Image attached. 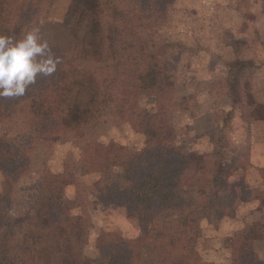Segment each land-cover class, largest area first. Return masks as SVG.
<instances>
[{
  "label": "rangeland",
  "instance_id": "1",
  "mask_svg": "<svg viewBox=\"0 0 264 264\" xmlns=\"http://www.w3.org/2000/svg\"><path fill=\"white\" fill-rule=\"evenodd\" d=\"M36 1L0 0V32L8 31L19 7L30 2L34 5ZM70 2L40 0L39 4L38 23L43 37L62 49L73 43L63 25ZM114 3L129 10L143 8L149 0H114ZM165 11L162 22L151 25L149 33L157 44L152 50L157 53L158 46L167 50L176 104L170 114L174 145L184 153L205 155L207 160L222 159L226 169L225 189L233 191L235 213L231 219L235 220L226 229L231 232L230 240L221 239V221H202L195 249L206 262L226 264L224 260L229 258L232 264L233 238L241 239L240 244L245 246L259 241L258 257L253 254L249 260H254L252 264H264V201L260 200L264 197V123L249 116L244 101L236 106L231 104L226 86L232 65L239 60L252 61L254 65L240 76L239 90L241 93L248 90L257 102L264 103V0H174ZM139 63L142 66L137 68L132 62L131 71L122 78L119 76L125 79L124 91L110 92L117 102L114 99L109 108L103 107L105 112L90 135L43 142L19 112H9L10 116L0 119V146L15 147L8 150V157L18 161L22 155L27 165L18 177L0 170V264H26V237L44 223L42 214L47 211L49 184L60 174L65 176L61 175V185L73 182L63 187L62 197L71 204L61 215L72 221L78 219L84 226L82 256L98 257L97 244L102 232L134 239L147 231V218L127 219L112 210L108 198L100 196L97 185L102 184L104 177L92 170L88 159L104 154L110 143L128 151L145 147L146 137L131 129L119 114L128 105L148 113L157 110L153 79L146 74L145 65ZM18 162L23 164L20 158ZM242 252L246 255L244 248ZM228 253L230 256H225Z\"/></svg>",
  "mask_w": 264,
  "mask_h": 264
},
{
  "label": "trees",
  "instance_id": "2",
  "mask_svg": "<svg viewBox=\"0 0 264 264\" xmlns=\"http://www.w3.org/2000/svg\"><path fill=\"white\" fill-rule=\"evenodd\" d=\"M172 1L149 0L143 8L123 10L114 0H71L63 25L72 37V46L62 49L49 43L62 60L57 71L51 77L38 78L22 97L0 98V119L19 112L40 140L52 143L91 134L105 112L103 107L109 108L114 99L117 102L110 92L124 91L125 79L119 76L131 71L132 62L137 68L142 66L140 61L145 65L156 88L155 112L138 110L134 105L119 110L124 122L146 137L145 147L128 151L110 143L106 154L88 158L92 170L104 177L102 184L97 183L100 196L108 198L112 210L127 219L147 218V231L134 239L102 232L98 257L82 256L84 226L78 219L61 215L71 204L62 197L63 187L73 182L61 185L64 174H60L49 184L44 223L26 237V264H212L200 258L195 249L200 224L233 218V191L225 189L222 159L207 160L205 155L184 153L174 145L171 115L176 104L167 50L165 46H158L157 53L152 50L157 44L149 33L151 25L162 22L161 16ZM39 4L37 0L34 5L30 2L19 7L8 31L0 35L21 38L29 28L39 26ZM253 65L252 61L239 60L230 67L227 96L234 106L244 101L249 116L264 122V103L255 102L248 90H239L240 76ZM119 69L122 71L117 73ZM243 87L246 89V83ZM0 148V170L22 175L27 169L25 157L17 158L22 164L8 157V150L15 147ZM240 243L241 239H232V264H252V246Z\"/></svg>",
  "mask_w": 264,
  "mask_h": 264
},
{
  "label": "clouds",
  "instance_id": "3",
  "mask_svg": "<svg viewBox=\"0 0 264 264\" xmlns=\"http://www.w3.org/2000/svg\"><path fill=\"white\" fill-rule=\"evenodd\" d=\"M61 62L41 26L29 28L21 38L0 35V98L24 96L38 78L51 77Z\"/></svg>",
  "mask_w": 264,
  "mask_h": 264
},
{
  "label": "crops",
  "instance_id": "4",
  "mask_svg": "<svg viewBox=\"0 0 264 264\" xmlns=\"http://www.w3.org/2000/svg\"><path fill=\"white\" fill-rule=\"evenodd\" d=\"M264 65V64H263ZM253 96V95H252ZM254 98V97H253ZM255 100V102H257L256 101V99H254ZM258 103H260V102H258ZM256 121H258V120H256ZM260 122H263V121H260ZM264 123V122H263ZM2 179V174H1V177H0V180ZM259 206V205H258ZM260 207V206H259ZM232 220H235V219H231V218H226V219H224V220H222L221 221V223H220V236H221V239H223L224 241L225 240H230V234H231V232H229V233H227L228 231L226 230V229H228L229 228V226H231L232 224H231V222H232ZM259 244H260V242L259 241H255V242H253L252 243V253L254 254V258H257L258 257V254L260 253L259 251H260V248H258V246H259ZM262 244V243H261ZM227 247L226 246H224V249H225V251H227V249H226ZM223 249V250H224ZM230 251V250H229ZM224 253H226V252H224ZM214 255H215V253H214ZM225 256H230V253H228V255L226 254ZM258 260V259H257ZM226 261V264H230V259L229 258H227V260H224V262Z\"/></svg>",
  "mask_w": 264,
  "mask_h": 264
}]
</instances>
